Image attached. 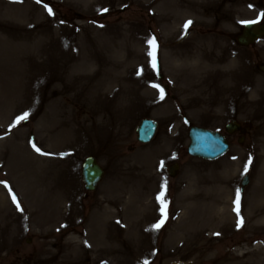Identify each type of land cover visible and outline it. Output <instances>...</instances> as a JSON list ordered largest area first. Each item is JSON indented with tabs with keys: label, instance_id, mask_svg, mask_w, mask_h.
Segmentation results:
<instances>
[{
	"label": "rangeland",
	"instance_id": "374dc122",
	"mask_svg": "<svg viewBox=\"0 0 264 264\" xmlns=\"http://www.w3.org/2000/svg\"><path fill=\"white\" fill-rule=\"evenodd\" d=\"M46 1L0 0V264H264V39L237 47L226 36L257 20L264 0L217 29L199 12L190 33L173 0ZM233 112L248 136L231 135L214 161L187 154V121L224 131ZM143 117L158 122L145 144ZM89 153L105 176L87 193Z\"/></svg>",
	"mask_w": 264,
	"mask_h": 264
},
{
	"label": "water",
	"instance_id": "95a60500",
	"mask_svg": "<svg viewBox=\"0 0 264 264\" xmlns=\"http://www.w3.org/2000/svg\"><path fill=\"white\" fill-rule=\"evenodd\" d=\"M264 35V24L251 23L245 24L243 32L239 36L238 41L241 44L247 45L252 43L254 39ZM261 70L264 72V65L261 66ZM155 122L151 120L141 121L137 127L136 132L138 138L141 141H148L155 130ZM227 131L231 132L232 129L237 128L235 124L230 125ZM189 145L187 148L188 153L191 156L213 160L223 155L227 148L228 143L226 138L219 132L208 130L198 126H191L188 131ZM174 168H170V174H173ZM103 176V169L99 166L93 157H87L84 159L81 167V177L84 183V187L87 190L95 188L96 184ZM246 182V178L243 180V184Z\"/></svg>",
	"mask_w": 264,
	"mask_h": 264
},
{
	"label": "flooded vegetation",
	"instance_id": "af4514ba",
	"mask_svg": "<svg viewBox=\"0 0 264 264\" xmlns=\"http://www.w3.org/2000/svg\"><path fill=\"white\" fill-rule=\"evenodd\" d=\"M161 1V0H158ZM263 0H173L170 1L171 5L178 6V16H181L180 21L178 22V28H180L185 33H190L195 29H198L199 24L197 23V17L199 12L206 13V15L211 16V25L213 28H218L220 26H223L225 23L224 21L229 22L228 19H226V16L230 13H233L231 11L234 10V13L236 9H246L247 6H258L261 7ZM171 5H166L165 8L168 11ZM197 16V17H196ZM191 21L192 23L188 25L187 29H185L184 25L186 21ZM198 31V30H197ZM241 33V26L236 34L228 33L226 36L228 38V41L233 42L237 47H240V45L237 43V37ZM184 37V36H183ZM232 110L239 109L241 107V104L238 102L237 104L234 102L232 103ZM235 112H233L232 117L230 118V121L234 119ZM240 127L239 130L236 131L233 134L237 135V139L240 137H246L248 136L250 132V124L248 121H239ZM232 134V135H233Z\"/></svg>",
	"mask_w": 264,
	"mask_h": 264
},
{
	"label": "snow or ice",
	"instance_id": "6c2138e0",
	"mask_svg": "<svg viewBox=\"0 0 264 264\" xmlns=\"http://www.w3.org/2000/svg\"><path fill=\"white\" fill-rule=\"evenodd\" d=\"M37 2L39 3L40 0H37ZM44 7L47 9L49 15H52L53 12H52V9L50 7H48L47 4L44 5ZM100 11L102 12H107L109 11V9L107 8H103V9H100ZM261 18H264V12H261L260 15L257 17V20L256 21H240V23H244V24H251V23H256L259 21V19ZM63 23V21H62ZM192 22L189 20V21H186L185 22V29H187L188 25H190ZM146 43L149 45V50L147 51V57H148V64L150 65V67L153 69V70H156L157 68V64H156V57H155V49H156V43H155V37H147L146 38ZM137 75H141V71H138L137 72ZM153 87L155 88H158L160 89V94H161V99H163V89L160 88V86L158 84H153L152 85ZM28 116H29V113L28 112H24L22 115H19L16 117V120L14 122L13 125H10V127L12 126H15V123H19L21 121H24V120H27L28 119ZM35 150L37 152H41V149L36 147L35 144L32 145ZM42 154H47V153H42ZM251 162V157H249V160H248V163H245L243 168H244V172H247L248 171V164ZM165 164V161H161L160 162V167L162 168ZM243 175V173H242ZM0 183H3L4 186L6 188H8V184L6 181H2L0 180ZM164 188H165V185L164 184H161V191L157 194L156 196V199L157 201L159 202L160 204V208H159V211H160V214H161V218L158 220L157 223L153 224L152 227L153 228H156V229H159L165 222V219H166V207H167V203H166V197H165V194H164ZM9 191L11 192V189L9 188ZM239 196H240V192H239V189L236 190V199L233 201L234 204H237L238 205V202H239ZM12 200H13V203L16 204V208L20 211H22L21 209V206L20 204L17 202V198L15 195H12ZM237 211V215H239V212H238V209H234ZM237 226L239 227V222L237 224ZM61 227H65V226H61ZM216 235H219L218 233ZM87 243V242H85Z\"/></svg>",
	"mask_w": 264,
	"mask_h": 264
},
{
	"label": "bare ground",
	"instance_id": "6f19581e",
	"mask_svg": "<svg viewBox=\"0 0 264 264\" xmlns=\"http://www.w3.org/2000/svg\"><path fill=\"white\" fill-rule=\"evenodd\" d=\"M254 193H255V192H254ZM229 204H230V203H229ZM221 210H222V211H226V207H225V206H222V207H221Z\"/></svg>",
	"mask_w": 264,
	"mask_h": 264
}]
</instances>
